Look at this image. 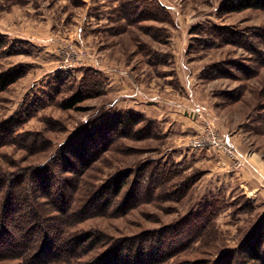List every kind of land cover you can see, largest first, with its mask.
<instances>
[{"label": "rangeland", "instance_id": "rangeland-1", "mask_svg": "<svg viewBox=\"0 0 264 264\" xmlns=\"http://www.w3.org/2000/svg\"><path fill=\"white\" fill-rule=\"evenodd\" d=\"M223 3L0 0V72L20 75L0 92V123L14 126L11 137L0 132V174L30 183L40 165L64 162V176L83 173L77 204L129 174L139 197L152 189L147 201L119 214L118 197L114 212L96 210L68 231L99 234L96 251L156 232L168 245L156 264H248L241 245L264 229V172L244 166L254 154L264 164V10ZM137 88L166 102L124 97ZM76 93L82 100L64 108ZM113 113L139 123L116 134L104 125ZM225 158L233 170L220 169Z\"/></svg>", "mask_w": 264, "mask_h": 264}, {"label": "trees", "instance_id": "trees-1", "mask_svg": "<svg viewBox=\"0 0 264 264\" xmlns=\"http://www.w3.org/2000/svg\"><path fill=\"white\" fill-rule=\"evenodd\" d=\"M222 5L227 12L264 10V0H224ZM19 78L20 75L15 73L0 72V92ZM81 100V93H76L63 106L72 108ZM11 122L12 119L0 123L2 136L11 137L14 129ZM138 123L129 114L113 113L104 125L108 129L114 128L112 132L120 134L119 129L127 130ZM64 153L69 154L70 151ZM57 165L56 162L52 167L40 165L41 168L31 176L30 183L24 182L27 174L12 177L11 181L6 179L4 173L0 174V259L17 258L24 264H156V258L164 256L160 254L168 245L163 243L156 232H145L141 235L146 243H136L135 237L121 238L98 251L97 248L105 244L99 234L87 230L69 232V227L79 219L99 215L96 210H102V214H105L112 208L114 212L117 207L112 206L118 201V197L121 204H124L121 207L126 206L119 214L127 213L140 202L147 201L152 189L141 192V196H145L141 198L135 194L140 192L138 186L141 182L137 183L136 178L130 181L129 174H118L101 185V189L95 191L94 195L77 204L83 185V173L72 169L70 177L64 176L60 169L64 168V162ZM194 238H189V243L194 242ZM186 241L188 242V238ZM241 246L246 251L248 264H264L263 228L250 232ZM175 249L178 250V247ZM169 254L172 257L176 253Z\"/></svg>", "mask_w": 264, "mask_h": 264}, {"label": "crops", "instance_id": "crops-1", "mask_svg": "<svg viewBox=\"0 0 264 264\" xmlns=\"http://www.w3.org/2000/svg\"><path fill=\"white\" fill-rule=\"evenodd\" d=\"M139 95H142V96H145L144 97V99H145V101H150L151 103H157V102H166L165 100H164V98H163V96L162 95H160V94H150V95H147V94H145V93H142V91L139 89V88H137V90H135L134 89V91L132 92V94L131 93H129V94H126V95H124V97H127V98H131V97H136V96H139ZM120 100V97L119 98H115V102H117V101H119ZM171 104H174L175 106L174 107H177V108H180V109H177V111H182L181 110V106L182 107H184L181 103H174V102H170ZM164 114H165V117H168V115H169V117H170V119H169V121H170V123H172V122H174V123H180L181 121H183V115H181V114H176V113H173L172 111L170 112V111H168V115H167V111L166 112H164ZM197 127V126H196ZM198 128V127H197ZM199 128H201V127H199ZM201 130V129H200ZM234 144H236V143H234ZM223 158V157H222ZM226 159V160H225ZM225 159H223V160H221V161H219V163H221V165L222 166H220V167H222V168H220L221 170H223V171H226L227 172V170H231L232 168H234V166L230 163V161H229V159H227V158H225ZM244 161H246V163H245V165L244 166H249V167H251V168H255V169H261V171L262 172H264V168H262V166L264 165L263 164V162H261V160L259 159V156L257 155H253V156H250V159H245L244 158ZM251 168H249L250 170H252ZM233 170V169H232ZM240 170H243V168H241ZM251 172V171H250ZM244 173V172H243ZM258 173V172H257ZM235 174V173H234ZM245 174V173H244ZM249 174V173H248ZM251 174H254V176L257 178V180H258V182H259V180L261 179H259L257 176H256V172L255 173H252L251 172ZM264 175V174H263ZM260 183V182H259Z\"/></svg>", "mask_w": 264, "mask_h": 264}, {"label": "built area", "instance_id": "built-area-1", "mask_svg": "<svg viewBox=\"0 0 264 264\" xmlns=\"http://www.w3.org/2000/svg\"><path fill=\"white\" fill-rule=\"evenodd\" d=\"M208 137H202L201 139H199L198 140V144L197 145H200V143L202 142V143H207L208 142ZM218 138H211L210 139V142L212 143V144H215V143H217L216 142V140H217ZM197 143V141H195L193 144L195 145Z\"/></svg>", "mask_w": 264, "mask_h": 264}]
</instances>
